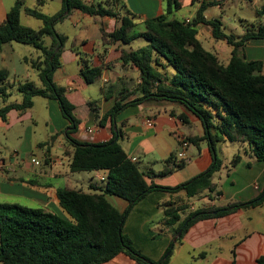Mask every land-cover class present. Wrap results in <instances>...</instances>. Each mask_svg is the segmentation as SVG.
<instances>
[{"label": "trees", "instance_id": "trees-1", "mask_svg": "<svg viewBox=\"0 0 264 264\" xmlns=\"http://www.w3.org/2000/svg\"><path fill=\"white\" fill-rule=\"evenodd\" d=\"M115 5L120 0H112ZM181 0H166L163 15L145 20L142 30L138 29L137 17L130 13L119 18L114 3H86L85 0H62L63 7L55 15L43 14L39 9L25 6V0H16L0 25V47L4 44L31 46L41 53L30 62L37 71L42 85L34 82L11 83L9 72L0 70V119L6 121L8 113L15 110L24 114L34 107V98L55 99L60 110L70 123L65 132L72 147L67 154L71 157L72 172L105 171V183L91 185V192L74 189H61L57 192L59 206L65 216L43 208H33L19 204H0V264H107L119 255H125L137 264H168L173 244L164 257L153 262L134 247L133 240L124 234L123 227L134 206L153 191L161 190L168 194L185 193L186 198H194L204 191L216 193L213 176L221 170L222 161L217 149L222 142H235L247 145L251 156L264 163V63L260 60L248 61L238 54L253 39H264V25L246 30L243 36L227 35L222 30L220 19L208 21L203 12L207 5L202 4L197 16L191 22L180 20L174 14L181 9ZM252 1V0H249ZM78 10L92 17L118 18V27L113 33L102 32L104 45L117 43L130 45L143 38L148 44L137 50H121V61L136 68L140 73L137 92L139 97L130 101L133 92L123 88L116 96L115 105L101 123L110 117L115 119L122 110L147 99L171 100L185 105L201 122L204 135L188 137L193 145L207 142L214 159L210 168L187 182L174 187L148 185L147 174L126 155L116 138L121 131H115L114 139L107 143H81L71 135L79 129L80 120L75 116L73 105L65 96V90L54 81V72L59 67V57L63 53L68 37L56 31L57 23L69 18ZM22 11L41 21V28L23 26L20 22ZM260 14L264 15V4ZM205 24L212 28L219 40H227L233 46L230 61L222 64L217 55L205 50L198 40L197 25ZM50 38L46 45L45 38ZM29 62L28 59H26ZM81 76L86 84L95 83L102 74L101 67H90L82 58ZM16 86L21 93L20 102L8 103L9 92ZM97 114L98 108L90 103ZM56 135L41 144L47 153ZM48 160V154L46 161ZM242 160L236 154L231 160L235 166ZM184 167V161L177 155L166 160L159 176L173 174ZM217 194H221L217 192ZM119 197L128 203L120 212L107 199ZM264 203V192L247 203H231L223 207L208 206L189 213L181 221V213L188 204L170 207L165 210L167 226L178 224L173 230L176 237L185 233L199 221L217 219L240 209L259 206ZM258 264H264L263 258Z\"/></svg>", "mask_w": 264, "mask_h": 264}, {"label": "crops", "instance_id": "crops-1", "mask_svg": "<svg viewBox=\"0 0 264 264\" xmlns=\"http://www.w3.org/2000/svg\"><path fill=\"white\" fill-rule=\"evenodd\" d=\"M57 1L62 9V0ZM85 1L98 3L105 0ZM15 3L16 0H0V25ZM180 3V10L187 12L180 19L184 21L194 20L203 3L208 4L203 12L208 21L220 19V14L229 8L230 3L242 10L250 6L255 16L260 17V22L251 26L246 19L238 16L243 30L234 27L230 33L223 31L227 35L240 37L247 29L264 25V15L259 13L264 0H181ZM37 4L46 6L48 0H37ZM165 7L166 0H120V4L115 5L119 18L130 13L140 18L141 23L163 15ZM22 13L27 15L25 11ZM78 13L85 21L83 29L79 28L74 40L66 35L68 41L53 76L57 85L65 90L66 98L75 105L74 114L80 120L78 131L71 136L81 143L97 144L112 141L113 133L121 131L116 138L126 156L147 174L145 179L148 185L174 188L207 171L214 159L207 142L193 145L187 140L188 137L203 136V126L193 112L181 103L147 99L126 107L114 120L108 117L101 123L102 117L113 109L119 91L128 88L127 84L134 80L140 83L139 71L121 61V50H137L148 42L145 40V43L136 47L132 46L134 42L130 45H104L102 32L113 33L118 27L119 19L108 16L92 17L81 11ZM220 21L223 24L222 19ZM197 31L202 47L216 54L219 61L227 65L233 46L227 40L215 38L209 25L198 24ZM16 44L12 42L0 47V70L9 72L11 83L30 81L38 86L42 85L37 71L30 65L31 60L40 57L41 53L35 49L34 56L29 57ZM16 51L19 52L24 67L13 66V55ZM238 54L244 55L248 61L260 60L264 63V39L251 40L243 48H239ZM82 58L88 60L90 67L102 68L101 77L93 84H86L81 76ZM15 89L16 86H12L9 92L12 94ZM139 96L136 92L129 100ZM92 102L98 108L97 114L91 110ZM8 103L11 102L8 100ZM4 105L0 100V107ZM69 126L70 123L62 115L57 100L38 96L34 98V107L26 113L19 114L11 110L6 121L0 119V204L43 208L65 216L57 199L59 190L82 191L79 183L87 185L90 190L91 185L99 184L98 180L102 185L105 183V171L89 172L86 179L79 180L76 177L78 172L70 170L71 157L67 153L72 151V147L65 135ZM54 135L56 139L47 153L41 144L48 142ZM10 140L18 142L21 155L13 148L7 156L2 155V151L9 149ZM184 140L188 143L185 149L186 158L182 159L184 167L171 175L159 176L166 160L175 155L178 157ZM248 149L247 145L235 142L220 143L217 155L223 165L213 176L216 193L204 191L191 199L186 198L183 192L171 195L161 190L153 191L134 206L124 224V234L133 240L136 249L153 262L160 261L173 244L176 247L168 264H172L175 254L185 257L188 255L193 264H258L260 258L264 260V203L240 209L221 218L199 221L188 229L180 243L177 241L181 234L176 237L173 235V230L179 223L167 226L164 213L167 208L188 204L186 211L181 213L182 221L189 213L208 206L223 207L259 198L264 192V163L251 156ZM236 154L242 155V160L232 166L231 160ZM32 158L39 161L40 165L36 166L31 161ZM107 200L120 212H124L128 206L119 197L110 196ZM107 264L137 263L125 255H119Z\"/></svg>", "mask_w": 264, "mask_h": 264}, {"label": "rangeland", "instance_id": "rangeland-1", "mask_svg": "<svg viewBox=\"0 0 264 264\" xmlns=\"http://www.w3.org/2000/svg\"><path fill=\"white\" fill-rule=\"evenodd\" d=\"M107 1L109 2V5H111L112 3H114L115 5V2H113L112 0H107ZM25 6L30 7V8L39 9L43 14H46V15H55L61 9V5L58 4L57 0H48V4L43 7L37 4V0H25ZM186 14L187 12H185V10H180L179 12L174 14V17L177 19H181L182 16H186ZM238 16H242L244 19H246V21H248V23H250L251 26L257 25V23L260 22V17L255 16V13L250 6L244 7V10H242L235 4L230 3L229 8L227 7V10H225L224 12L220 14V17H221L220 19H222L223 21L222 30L226 33H230L231 28H234V27H238L239 29L243 30L242 21L239 20ZM82 19L83 18L81 17V15H79L78 11L75 10L73 11V13L70 15L69 18L57 23L55 26V29L57 32L63 33L64 35H68L72 40H74V35L78 33L79 28L82 27L83 29L85 21ZM140 21H141L140 18H138L136 22L139 23L138 29L142 30L143 25ZM20 22L23 26H27L35 30L41 28V25H42L40 20L34 17H31L29 15L27 16L24 13H22L20 17ZM50 40H51L50 38L46 37L44 40L45 44L49 45ZM143 43H145V39L140 38L136 40L132 44V46L136 47ZM17 48H19L21 52L27 53L29 57H33L36 52L34 48L27 46V45L18 44ZM12 64L16 68H18L19 66L21 67L25 66L23 61H20V56H19L18 51H16L13 55ZM138 84L139 83H137L136 80L132 81L129 85L127 84L128 89L133 92V96L136 95V92H137L136 89H138ZM21 98H22L21 93H19V91L15 89L12 95L9 97V102L21 101ZM9 144H10L9 149L2 151V155L7 156L8 152L12 150L11 148L18 150L20 155L22 154V152H20L21 150L19 149L18 142L16 140L15 141L10 140ZM24 154L26 153L24 152ZM88 174L89 172H85V173L78 172L76 177L79 180L83 178L86 179ZM97 182L99 184H102V182L99 180ZM79 189L82 190V192H86V193L91 192L87 185H80V183H79ZM175 255L176 257L173 259L172 264H193L192 260H190V257L188 255H186V257L184 255H179V254H175Z\"/></svg>", "mask_w": 264, "mask_h": 264}, {"label": "built area", "instance_id": "built-area-1", "mask_svg": "<svg viewBox=\"0 0 264 264\" xmlns=\"http://www.w3.org/2000/svg\"><path fill=\"white\" fill-rule=\"evenodd\" d=\"M187 22H190V21H187ZM188 146V143L184 140L182 141L181 143V151L178 153V157L179 159H183V158H186V152H185V149L186 147ZM31 161L36 165V166H39L40 165V162L35 160V158H32ZM102 180V178H101ZM103 181V180H102Z\"/></svg>", "mask_w": 264, "mask_h": 264}]
</instances>
